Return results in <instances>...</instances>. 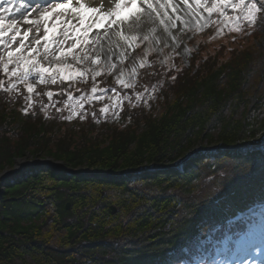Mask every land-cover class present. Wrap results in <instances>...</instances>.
Here are the masks:
<instances>
[{
    "label": "trees",
    "instance_id": "trees-1",
    "mask_svg": "<svg viewBox=\"0 0 264 264\" xmlns=\"http://www.w3.org/2000/svg\"><path fill=\"white\" fill-rule=\"evenodd\" d=\"M234 25L186 63L149 53L130 89L102 73L40 83L26 100V84L9 90L0 69V175L11 170L0 181V264H216L241 238L261 240L264 50ZM103 90L124 100L115 123L99 111ZM28 157L49 161L12 171ZM83 168L97 173L73 171Z\"/></svg>",
    "mask_w": 264,
    "mask_h": 264
},
{
    "label": "snow or ice",
    "instance_id": "snow-or-ice-1",
    "mask_svg": "<svg viewBox=\"0 0 264 264\" xmlns=\"http://www.w3.org/2000/svg\"><path fill=\"white\" fill-rule=\"evenodd\" d=\"M138 0H93L95 6H90L82 0H66V2H53V0H36V5L33 7V14L36 16V20H31L28 16H24V22L29 25L28 30L21 32V25L16 19H9V15L12 13V0H9L7 6L0 7V69L3 74L10 76L13 80L8 81V89H16L18 83H24L27 85V93H33V84L27 83L29 78L36 74L39 76V82L41 84H64L69 82L68 86H72V82L75 81L77 76L83 77V73L67 72L64 66H68L69 55L73 49H76L84 44H87V32L93 28L99 30L105 26H108L111 32H114L117 37H121L123 33L119 31L120 26L125 23L126 17L122 14L127 12L129 17H137L138 15L145 14L152 16H167L168 4L158 3L154 5L153 0H139V4L142 6V12L137 10L133 11ZM114 3V6H113ZM182 3L188 5V8L193 13H197L200 10L203 13L211 14L218 13L226 21H232L235 23L237 32L244 31L253 27H264L260 25V21H264V0H194V4L189 0H182ZM4 4V0H0V5ZM24 3H21L20 8L16 11L20 12L24 8ZM230 10L234 15L229 16L227 14ZM178 9H172V12H177ZM63 18V19H62ZM179 20V17H176ZM49 21L53 29H59V31H53L51 37L49 36ZM75 21H78L81 27H77ZM41 22L44 24L43 36L40 38H33L31 42L29 32L34 31L39 33ZM164 25V31L168 33V38L172 42L182 40L183 37L177 36L172 31L173 29L179 30L177 25L174 24L171 18L161 21ZM34 26V28H33ZM111 26H115L112 28ZM70 31L73 33L71 36V47L64 48L65 43L70 38ZM124 39H127L125 37ZM146 39V38H145ZM43 41V50L39 45ZM28 42V43H26ZM16 45V46H14ZM55 45V47H53ZM50 51L55 54V67L49 68L45 66L42 61L53 63L50 60ZM27 52V55L24 53ZM40 57V59H36ZM76 61H81L85 57L76 55L71 57ZM143 67V65H141ZM135 69H133L131 75H135ZM97 75L99 73L97 72ZM122 75V73H121ZM174 79V77H173ZM117 81L124 89L132 88V84L125 83L119 76ZM4 84V81L0 80V85ZM97 89L92 88V92L96 93ZM37 95H39L37 93ZM53 92L48 91L47 97L51 100ZM147 96V92L137 93L135 99L137 102L141 101L143 97ZM26 100H30V97H25ZM96 100H100L99 95L95 96ZM131 103L132 97L126 96ZM124 100H116L113 104V108H121ZM147 104L148 101L144 100ZM28 107H31L29 103ZM82 107V105H81ZM59 110V109H58ZM101 113H107L109 106L105 105L99 109ZM25 114L28 112V108L24 109ZM76 112L73 111L71 115L64 117L67 120H72ZM93 115H95L93 113ZM79 118L83 120L84 115H80ZM261 139H264V132L261 133ZM193 205H188L189 211L193 208ZM198 208V206H195ZM195 217V212L191 211V218ZM191 218L181 221V223H190ZM187 264V262H184Z\"/></svg>",
    "mask_w": 264,
    "mask_h": 264
},
{
    "label": "rangeland",
    "instance_id": "rangeland-1",
    "mask_svg": "<svg viewBox=\"0 0 264 264\" xmlns=\"http://www.w3.org/2000/svg\"><path fill=\"white\" fill-rule=\"evenodd\" d=\"M53 2H66V0H54ZM203 2V0H201ZM9 0H4V4L0 5V7L7 6ZM208 3H211V0H208ZM36 4H32L26 9H21L20 12H17L16 9L12 10V13L9 15V19H16L17 22L21 25V32L23 33L24 30L29 29V25L24 22V16H28L31 20H36V16L33 14V7ZM114 6V4H113ZM141 11L142 6L139 4V0L137 5L134 6L133 11ZM228 15L232 14L230 10L227 12ZM126 17L125 22L132 21L133 17H129L128 13L125 12L122 14ZM137 17H140L138 15ZM63 19V18H62ZM135 19V18H134ZM261 23L263 21H260ZM227 21L221 17L218 13H213L211 16L207 13H203L200 10L197 13L192 15L191 20L184 26L183 30H178L176 33L177 36L183 37L182 40H178L176 42H172L166 36L160 34L157 30H154L150 33L144 32L140 34V32H136L133 30L127 35V41L120 43L119 41L113 38V33L111 35L108 34L110 29L108 26L100 28L97 30L96 28L91 29L87 32V44H84L76 49H73L71 53H68L69 60L68 66L65 67V71L67 72H76V73H83V76H92L99 74L106 75L112 77L117 83V77L119 76L121 79L125 81V83L133 84L135 81V75H131L133 69H135V73L138 70L139 66L148 64V54L149 53H156L158 60L165 64L166 67L173 66L174 58L180 59L182 62L186 63L189 56L191 55L190 52L193 49H197L198 43L201 41L205 45H216L220 42L221 36H224V32L222 31L224 24ZM77 27H81L78 21H75ZM49 36L51 37L53 31H59V29H53L51 25V21H49ZM236 26V25H234ZM262 26L263 23H262ZM112 27V26H111ZM218 27V28H217ZM34 28V26H33ZM43 28L44 24L41 22L40 31L39 33H35L34 31L29 32V37L31 42L33 38H40L43 36ZM231 28L226 32L228 37L230 38L232 31ZM256 33L257 37L255 40L258 43V47L264 50V27L259 28H250L246 30V34L254 35ZM73 33L70 31V38L65 43L64 48L71 47V36ZM252 37V36H251ZM146 38V39H145ZM254 38V37H253ZM28 43V42H26ZM16 46V45H14ZM41 51L43 50V41L41 40V44L39 45ZM55 47V45H53ZM208 46H206L207 48ZM27 55V52L24 53ZM76 55L84 56L85 58L81 61H76L71 57ZM36 59H40V57H36ZM57 59L54 53L50 51V60L53 63H45V66H48L50 69L55 67L54 61ZM263 65V66H262ZM258 70L261 67L260 73L264 75V60L261 59L260 63L257 65ZM122 73V75H121ZM263 84L260 88L257 89L255 92L257 93L264 91V77H263ZM27 83L33 84V89L40 84L39 76L33 74ZM27 88V85H26ZM27 92V91H26ZM28 97L32 96L31 94H27ZM102 98L106 97L109 99V104L105 105L109 106V111L105 113V116L112 121V123L117 122V116L119 108H113V104L116 100H121V98L111 90H103L101 94ZM100 96V97H101ZM160 111V108L155 110V114L157 115ZM259 111H262L260 109ZM262 113V112H261ZM48 159L43 158V160H35L28 157V159H17L16 164L13 166L14 172L18 170H22L24 166L28 164L40 163V164H48ZM53 165L58 166L59 162H52ZM78 170V169H76ZM74 171V170H73ZM11 170L3 172V175H0V181L4 178V176H8V173ZM78 172V171H74ZM88 174L92 173L95 174L97 172L94 171H86ZM81 173V172H78ZM264 208H261V210ZM260 232L263 233V237L259 241H255L253 238L245 239L241 238V242L238 246L235 247V251L231 254L230 258L227 261H223L216 264H232V261H235V264H264V221L262 226H260ZM257 237V236H255ZM263 242V245H261ZM256 246L253 249V246Z\"/></svg>",
    "mask_w": 264,
    "mask_h": 264
},
{
    "label": "bare ground",
    "instance_id": "bare-ground-1",
    "mask_svg": "<svg viewBox=\"0 0 264 264\" xmlns=\"http://www.w3.org/2000/svg\"><path fill=\"white\" fill-rule=\"evenodd\" d=\"M82 2H86L90 6H95L93 0H82ZM189 2L194 4V0H189ZM153 3L154 5H157L158 3L168 4V15L158 17L155 14L152 16L141 14L140 17H135L132 21L125 22L120 26L119 31L123 33L121 37H117V35L111 31L108 32V34L111 35V33H113V38L120 43L127 41V39L124 38L127 37L131 31L133 32V30L143 34L144 32L150 33L158 29L161 35L168 37V33L164 31L165 25L161 22L162 20L171 18L172 22L177 25V28L179 30H183L185 28L184 26L189 22V20H191L192 15H194V13L188 8V5L182 3V0H153ZM24 5L25 6L22 9L28 8L30 4L24 3ZM20 6V4L12 5V8L17 9L20 8ZM174 8L178 9L175 13L172 12V9ZM177 16L179 17V20L176 19ZM114 27L115 26H112V28ZM172 31L174 34L178 32L176 29H173ZM86 171L89 170H80L83 174L86 173Z\"/></svg>",
    "mask_w": 264,
    "mask_h": 264
},
{
    "label": "water",
    "instance_id": "water-1",
    "mask_svg": "<svg viewBox=\"0 0 264 264\" xmlns=\"http://www.w3.org/2000/svg\"><path fill=\"white\" fill-rule=\"evenodd\" d=\"M66 207H68V204H66ZM112 210L115 211V209L112 207Z\"/></svg>",
    "mask_w": 264,
    "mask_h": 264
}]
</instances>
